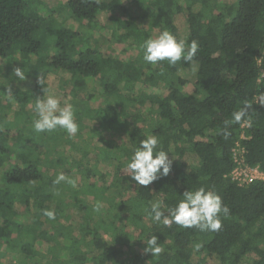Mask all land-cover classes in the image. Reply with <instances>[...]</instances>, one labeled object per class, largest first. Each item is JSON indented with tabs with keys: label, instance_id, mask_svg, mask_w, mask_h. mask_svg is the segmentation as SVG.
I'll return each instance as SVG.
<instances>
[{
	"label": "trees",
	"instance_id": "16d2710c",
	"mask_svg": "<svg viewBox=\"0 0 264 264\" xmlns=\"http://www.w3.org/2000/svg\"><path fill=\"white\" fill-rule=\"evenodd\" d=\"M129 2L138 15L123 0H59L52 6L0 0V59L10 70L19 53L25 77L34 82L32 88L0 85V169L7 165L0 180V256L13 251L22 264H209V258L243 264L254 254L249 263L264 264V180L239 184L230 176L238 145L244 164L264 172V0ZM180 13L189 23L186 39L176 25ZM68 16L77 28L65 22ZM105 29L109 36L100 34ZM164 30L186 46L198 41L193 61H144L142 44ZM108 43L123 46L114 51ZM194 62L197 77L188 90L179 71ZM59 71L68 73L60 87L74 108V136L33 127L36 99L46 96L49 74ZM13 102L20 108L9 118ZM245 105H251L247 115L231 122ZM149 135L158 136L173 165L144 187L123 169ZM94 140L105 146H92ZM189 153L198 156L195 168H186ZM60 173L76 186L55 184ZM200 187L218 193L229 208L219 231L165 226L149 215L151 203L159 200L166 210L184 191ZM72 207L85 212L78 226L69 217ZM151 235L162 249L156 256L144 252Z\"/></svg>",
	"mask_w": 264,
	"mask_h": 264
},
{
	"label": "clouds",
	"instance_id": "9594fccd",
	"mask_svg": "<svg viewBox=\"0 0 264 264\" xmlns=\"http://www.w3.org/2000/svg\"><path fill=\"white\" fill-rule=\"evenodd\" d=\"M143 59L151 64L167 61L169 65H176L182 58L185 62L193 61L199 48L198 41L192 40L187 44L183 39L164 30L155 38H148L142 44ZM15 77L24 80L23 69L17 67L14 70ZM264 104V98L261 99ZM251 105H245L234 113L233 121L240 123L248 113ZM36 118L33 120V127L36 132H51L57 128L64 129L69 136H74L78 131V124L75 120L74 108L70 103L61 107L60 99L55 95H47L44 98H37L35 102ZM226 121L225 124L231 123ZM160 141L158 136L149 135L140 141L139 147L135 148L126 168L131 179L139 186H148L160 176H167L173 165L169 153L158 147ZM66 181L76 186L75 181L68 179L64 173H60L54 183L59 184ZM100 204L96 205L99 211ZM221 214L227 216L229 208L222 201L221 196L210 190L200 187L196 190H186L182 199L176 206L162 208V202L157 200L151 203L149 215L156 222H162L165 226H171L174 222L183 228H199L202 231L217 232L222 227ZM44 215L50 220L55 219L52 210H45ZM145 253L152 256L159 255L162 251L156 235L149 236L144 240ZM200 245H197L199 248Z\"/></svg>",
	"mask_w": 264,
	"mask_h": 264
},
{
	"label": "rangeland",
	"instance_id": "374dc122",
	"mask_svg": "<svg viewBox=\"0 0 264 264\" xmlns=\"http://www.w3.org/2000/svg\"><path fill=\"white\" fill-rule=\"evenodd\" d=\"M57 1H59V0H46V3L49 6H52ZM129 1L130 0H123V2L126 3V5H129L131 7V10L134 12V14L138 15L137 9ZM223 1L233 2L235 0H223ZM195 8L199 9V6H196ZM56 17H57V19L59 21L62 20V15H60V14L57 15L56 14ZM106 18L107 17L104 14H101L98 19L102 23L105 24V22L108 21V20H106ZM140 21L143 24L147 23V20L144 19V18L140 19ZM65 22L68 25H73L76 28L78 27V22L76 20H74L70 16H68L67 19H65ZM176 25L178 26L180 36L183 39H186L189 36L190 28H189V23H188L185 15L183 13H180L179 15H177ZM100 34H103L104 36L105 35L109 36L110 30L109 29H105ZM102 42H104V41H102ZM108 46L113 47L114 48L113 50L115 51L116 49H121L123 45L122 44H118V43H111V44L108 43L107 47ZM110 47H108V48H110ZM13 55L15 56L16 60H15V62L13 64L12 69H10V70L7 68L6 60H1L0 59V85L15 86V87L17 86V87H24V88H26V87L27 88L34 87V82H33L32 78H26L25 77L24 80H19L18 78L15 77L14 70L17 67L22 69V65H21L22 63L20 61L19 53H15ZM197 70H198V63L194 62V63H192L191 66L185 67V68H181L180 71H179V73L184 78H186L189 81V85L187 87L188 90L192 89V84L196 81ZM66 78H68V73H66L65 71H59L57 73L56 72H51L49 74V76H48V83L50 84L51 89L46 94V96L47 95H55V96H57L60 99L61 107H63L65 103H68V99L66 98L65 93L62 90V88L60 87L62 81L64 79H66ZM92 91L93 92L96 91L95 88ZM98 104H99L98 101H95V102L91 103L92 106H96ZM19 108H20V106L16 102H13L11 107L8 108V111H7L8 117L9 118H13V116L15 114V111L18 110ZM27 109L29 110L30 113L33 112V109L31 107V105H27ZM35 118H36V115H35ZM85 132H86V130H85ZM120 141L121 140L118 139V142H120ZM94 145H95V147H101V146H105V143L101 142L100 140H94L92 146H94ZM75 156L78 157L79 154L76 153ZM184 161H185V165H186L187 169L195 168V167H197L200 164L198 156L195 153L187 154L185 156V158H184ZM6 167H7V165L3 166L0 169V180H1V175H2L1 173L3 172L4 168H6ZM99 168H100V171L102 173H105V171H107L109 169V167L107 165H105V162H103V161L99 164ZM123 171H124V174L128 173L127 168H124ZM91 181H97V184H99V185H102L104 183L103 180L101 178H98V177H94L93 179H91ZM84 197H85L84 199L89 201V203H91L93 201V197L92 196L85 195ZM15 209L20 211L21 205L20 204H16L15 205ZM84 214H85V212L81 211L77 207H72L71 209H69L70 220H71L72 224H74L75 226H78V224L82 223ZM21 220L25 221L26 218L21 217ZM3 222H4V220L0 216V225L3 224ZM41 247H42V249L46 250L47 242H43ZM255 257L256 256L254 254H249L247 256V258L245 259L243 264H250L249 262H251V260L253 258H255ZM0 262L2 264H22L20 259L18 258L17 253H15L13 251H10V252L5 253V254H1ZM208 262H209V264H219L218 261L213 260L211 258L208 259Z\"/></svg>",
	"mask_w": 264,
	"mask_h": 264
},
{
	"label": "built area",
	"instance_id": "2783aa9c",
	"mask_svg": "<svg viewBox=\"0 0 264 264\" xmlns=\"http://www.w3.org/2000/svg\"><path fill=\"white\" fill-rule=\"evenodd\" d=\"M244 149L238 145L234 152L235 161L237 166L232 170L230 176L239 184L249 183L253 180H264V172L257 167L245 165L242 159Z\"/></svg>",
	"mask_w": 264,
	"mask_h": 264
}]
</instances>
